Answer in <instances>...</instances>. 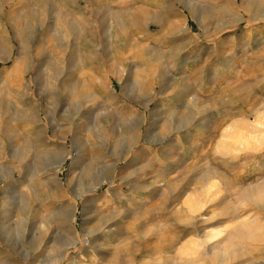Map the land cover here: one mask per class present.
<instances>
[{
    "label": "rangeland",
    "instance_id": "374dc122",
    "mask_svg": "<svg viewBox=\"0 0 264 264\" xmlns=\"http://www.w3.org/2000/svg\"><path fill=\"white\" fill-rule=\"evenodd\" d=\"M227 129L264 138V0H0V264H264V141Z\"/></svg>",
    "mask_w": 264,
    "mask_h": 264
},
{
    "label": "bare ground",
    "instance_id": "6f19581e",
    "mask_svg": "<svg viewBox=\"0 0 264 264\" xmlns=\"http://www.w3.org/2000/svg\"><path fill=\"white\" fill-rule=\"evenodd\" d=\"M188 6H190V5H188ZM192 7V6H191ZM194 8V7H193ZM189 10V13L192 11L191 10V8H189L188 9ZM122 24V28L124 27V23H121ZM119 28V27H118ZM121 45L122 46H124V47H132L133 48V50H135V53L137 54V53H139V51L141 52L142 50H143V48L139 45V42L137 43V40H132L131 39V37H129V36H127L126 34H124L122 37H121ZM127 50V49H126ZM130 55V54H129ZM132 58V57H131ZM9 59V58H8ZM15 64H14V68H13V73L15 74V73H17V72H19V70L22 68V62H23V60H22V58L20 57V58H17V59H15ZM120 67V66H119ZM109 76H111L112 75V73L111 72H109V74H108ZM117 75V74H116ZM107 76V75H106ZM118 78V77H117ZM106 79V78H105ZM120 79V78H119ZM104 81V79H96V80H94L93 82H92V94L94 93V95H101V93L103 92V88H101L102 86H103V82ZM120 82V81H119ZM148 84V83H147ZM146 84V85H147ZM147 87H148V85H147ZM151 87V86H150ZM123 88V87H122ZM76 89V88H75ZM74 89V90H75ZM129 89H130V87H129ZM77 91H79V90H77ZM76 91V92H77ZM85 91V90H84ZM148 91H149V88H148ZM80 92V91H79ZM122 92V91H121ZM125 92V91H124ZM146 92H147V88H146V86L144 87V86H142V88L141 89H139L138 91H137V94H139L140 96H143L144 94H146ZM91 93L90 94H87V95H83L82 97H81V100L82 101H86V100H88L89 98H90V96H91ZM154 93H155V90H151L150 91V98L152 97V95H154ZM103 94V93H102ZM78 95V94H77ZM79 95H81V94H79ZM132 95H134V94H132ZM93 96V95H92ZM128 96H130V95H128ZM137 97H139L138 95H137ZM149 98V97H148ZM80 99V98H79ZM139 99V98H138ZM141 99V98H140ZM147 100V99H146ZM150 100V99H149ZM145 101V100H144ZM146 103V102H145ZM26 109V108H25ZM54 109V108H53ZM24 110V108L22 109V110H20V111H23ZM24 112V111H23ZM23 112H22V114H23ZM24 115V114H23ZM26 116H27V113H25V115H24V117H23V119H24V122H27V119H26ZM22 120V119H21ZM257 123V122H256ZM258 124V123H257ZM247 125V124H246ZM255 127V126H254ZM237 130V129H236ZM256 130V129H255ZM124 132V131H123ZM122 132V133H123ZM47 134V133H46ZM126 134H127V136H128V139H127V141H126V152L128 153L129 151H131L133 148H134V146L139 142V138H137V136H135V128L133 127V125L132 126H130L129 128H128V130L126 131ZM141 134V133H140ZM252 136V135H251ZM47 137V139H49V137L48 136H46ZM53 138H59L55 133L53 134V136H52ZM249 138V137H248ZM248 138L247 139H245V138H240V136L239 137H236V135L232 132V131H230V130H224V132L221 134V139L219 140V143H218V145L216 146V148H218V150H223V151H225L226 152V154H227V152H228V154H231L230 153V151H232V150H236L237 148H243L242 149V151H244V148H249V147H258V145L260 146L261 144H262V142L264 141V138H260L259 139V137H258V139H256L255 137H253L252 139H250V141L248 140ZM61 139H65V138H61ZM50 144H46L43 148H39L40 150H39V152H37L38 153V158L40 157L41 159H42V161H45L46 163L45 164H47L48 162H51V163H53V162H55L56 161V159H55V155L53 156V154L51 153V151L47 148L48 146H49ZM231 146H233V147H231ZM42 147V146H41ZM220 148V149H219ZM259 148V147H258ZM252 149V148H251ZM246 150V149H245ZM249 149H247V151H248ZM234 151H232V152H234ZM252 151V150H251ZM222 152V151H221ZM235 152H237V151H235ZM238 153V152H237ZM69 155V154H68ZM40 159V160H41ZM67 159H69V156H67V157H64V158H62L59 162H55L54 164V166H55V177H56V179L55 180H57V175H58V172L61 170V168L63 167V165H65V163H66V160ZM44 163V162H43ZM118 166V165H117ZM116 163H114L113 165H112V167H111V178L110 179H106V178H104V179H102V181H101V183L100 184H97L96 186H94V187H92V188H90V189H88V187L87 188H85V185H84V183H83V178H82V176H81V174H80V176H79V174H78V176L77 175H71L70 176V178H69V180H68V183H67V185L68 186H72V188L74 187V195L76 196V197H80L83 193H85L86 191H89V190H91V192L92 191H95L101 184L103 185L104 183H106V182H109V181H113V180H115V171H116ZM211 174V173H210ZM207 175V174H206ZM208 176V175H207ZM210 177H211V175H210ZM209 177V178H210ZM211 178H213V176L211 177ZM59 180V179H58ZM214 180V179H213ZM213 182V181H212ZM56 183L58 184L57 185V187L59 186V188L62 190L64 187H63V185H62V183H61V181H56ZM70 188V187H69ZM68 188V189H69ZM83 190H85L84 192H83ZM203 191V190H202ZM204 191H205V189H204ZM206 192V191H205ZM242 193L243 194H241V203H244V202H249V203H251V204H259V203H261V202H263L264 201V184H262V185H260V186H253V187H249V188H247V189H245V190H243L242 191ZM204 194V193H203ZM60 195V194H59ZM207 195V194H206ZM210 196V195H209ZM208 197V196H207ZM208 199V198H207ZM190 200V199H189ZM197 201H199V200H197ZM205 202V201H204ZM240 202V201H239ZM195 203V202H194ZM197 207V206H196ZM244 207V206H243ZM239 208V207H238ZM240 208H242V206L240 207ZM190 209V208H189ZM191 210V209H190ZM196 211V210H195ZM235 211V210H234ZM31 220V219H30ZM252 224H254V223H252ZM251 225V224H250ZM222 233L223 232H221V231H216V232H214V233H211V234H209V235H206L205 236V240H206V242H204V243H210L211 241H214V239H219V237H221L222 236ZM91 234V233H90ZM252 235V232H251V229L246 225V224H241V226H240V229L235 233V234H230V235H228L227 237H225V238H223V240H220L219 241V243H218V245L217 246H225V247H230V245H232V243H235V241L239 238V237H245V236H251ZM86 236H88V234H86ZM205 240H203V241H205ZM78 244V240L75 238V239H73L72 241H70V245H71V247H75L76 245ZM236 245V244H235ZM217 248V247H216ZM214 248H211L210 250H209V252H211L212 250H213ZM225 250V249H224ZM228 250V249H227ZM181 252V251H180ZM190 253V252H189ZM243 253V252H242ZM205 254H208V252H206ZM61 258V257H60ZM223 259V258H222ZM212 260V259H211ZM224 260V259H223ZM216 262V261H215ZM224 262V261H223ZM222 262V263H223Z\"/></svg>",
    "mask_w": 264,
    "mask_h": 264
}]
</instances>
